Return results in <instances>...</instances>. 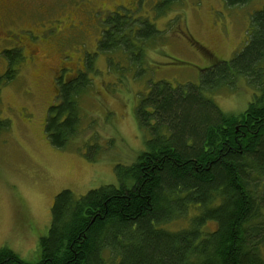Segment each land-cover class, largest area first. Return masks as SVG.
<instances>
[{
	"label": "trees",
	"instance_id": "trees-1",
	"mask_svg": "<svg viewBox=\"0 0 264 264\" xmlns=\"http://www.w3.org/2000/svg\"><path fill=\"white\" fill-rule=\"evenodd\" d=\"M251 1L225 0L229 6ZM250 24L244 47L205 68L199 84L153 83L136 109L139 127L150 135L147 149L133 164L116 165L120 186L79 197L61 191L39 261L28 263L5 246L0 264H264V8ZM102 36L98 50L109 53L110 65V55L121 50L139 72L143 49L162 38L148 19L119 15L109 17ZM8 53L11 65L22 58L19 50ZM5 76L13 77L12 68ZM238 77L257 93L245 111L226 113L205 91L230 88ZM90 79L86 72L57 79L45 124L53 146L65 148L81 132L80 97ZM8 125L0 119V131ZM101 146L107 149L89 145L88 158ZM191 209L198 212L190 215ZM176 219L186 227L168 229Z\"/></svg>",
	"mask_w": 264,
	"mask_h": 264
},
{
	"label": "rangeland",
	"instance_id": "rangeland-1",
	"mask_svg": "<svg viewBox=\"0 0 264 264\" xmlns=\"http://www.w3.org/2000/svg\"><path fill=\"white\" fill-rule=\"evenodd\" d=\"M164 2L0 0V18L16 23L9 37L0 27V119L9 120L0 131V248L9 247L28 263L38 262L40 239L49 232L61 191L70 189L79 197L104 185L120 186L116 165L136 162L150 137L136 118L141 98L158 81L183 89L199 84L205 68L233 59L249 39L252 14L263 4L170 0L159 8ZM115 15L148 19L162 34L143 49L140 72L121 50L110 55L112 65L109 53L98 50L108 19ZM13 49L22 58L11 65L8 51ZM11 68L13 77L7 79ZM79 72L91 78L80 97L81 132L58 148L45 133L49 107L58 94L57 79L69 80ZM254 89L238 77L230 88L205 93L224 112L238 114L247 109ZM97 143L107 149L101 146L103 152L91 160L87 148ZM197 212L191 209L190 215ZM166 226L178 230L186 221ZM214 227L209 223V229Z\"/></svg>",
	"mask_w": 264,
	"mask_h": 264
},
{
	"label": "flooded vegetation",
	"instance_id": "flooded-vegetation-1",
	"mask_svg": "<svg viewBox=\"0 0 264 264\" xmlns=\"http://www.w3.org/2000/svg\"><path fill=\"white\" fill-rule=\"evenodd\" d=\"M263 8H264V0H263L262 6L260 7V9L258 11L262 10ZM9 19H11V20H9ZM15 24H16L15 20L10 18V17H8L7 19L3 18V17L0 18V27L3 29V34H5L4 37H9L10 35H12V33L15 30L14 27H13V26H15ZM0 38H3V36H0ZM101 39H102V37H101ZM209 52H211L210 49H209ZM215 64H213V65H215Z\"/></svg>",
	"mask_w": 264,
	"mask_h": 264
}]
</instances>
